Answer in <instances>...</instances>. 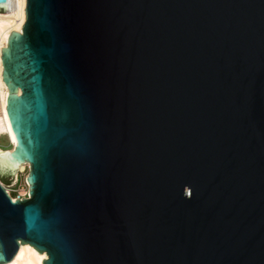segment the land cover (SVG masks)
I'll list each match as a JSON object with an SVG mask.
<instances>
[{
  "label": "water",
  "instance_id": "obj_1",
  "mask_svg": "<svg viewBox=\"0 0 264 264\" xmlns=\"http://www.w3.org/2000/svg\"><path fill=\"white\" fill-rule=\"evenodd\" d=\"M24 11L0 175L27 163L28 193L0 182V264H264V0Z\"/></svg>",
  "mask_w": 264,
  "mask_h": 264
},
{
  "label": "bare ground",
  "instance_id": "obj_2",
  "mask_svg": "<svg viewBox=\"0 0 264 264\" xmlns=\"http://www.w3.org/2000/svg\"><path fill=\"white\" fill-rule=\"evenodd\" d=\"M12 4L14 5V10L3 13L0 12V133L6 134L12 146V148L9 150L0 149V158L3 153H11L15 145V138L11 131L6 114V99L8 89L2 80L3 67L1 62V49L7 46V40L12 31L21 33L22 27L26 20V14L24 11L26 8V0H12ZM18 93H20L19 90ZM25 166L28 167V164H19L13 174L16 176L17 171H23ZM43 259H47L45 252L38 253L35 249H33V246H29V244H20L14 257L4 264H42Z\"/></svg>",
  "mask_w": 264,
  "mask_h": 264
},
{
  "label": "rangeland",
  "instance_id": "obj_3",
  "mask_svg": "<svg viewBox=\"0 0 264 264\" xmlns=\"http://www.w3.org/2000/svg\"><path fill=\"white\" fill-rule=\"evenodd\" d=\"M11 148H12V146H11L6 134L0 133V149L9 150ZM27 173H28V167L27 166L24 167L23 171L18 170L17 174H16L17 175V182L15 184L12 183V178H13V176H15V174L7 175V174L2 173L0 175V181L2 182V184L4 185L6 190L9 192V194L11 196H14L13 198H17V197L21 196V194L24 193L25 191L28 192V188H27V185L25 183V178L27 176Z\"/></svg>",
  "mask_w": 264,
  "mask_h": 264
},
{
  "label": "built area",
  "instance_id": "obj_4",
  "mask_svg": "<svg viewBox=\"0 0 264 264\" xmlns=\"http://www.w3.org/2000/svg\"><path fill=\"white\" fill-rule=\"evenodd\" d=\"M16 182H17V175L16 176H13V178H12V183L15 184ZM23 197H27V192L26 191L24 193H22L21 196H19L17 198H23Z\"/></svg>",
  "mask_w": 264,
  "mask_h": 264
},
{
  "label": "trees",
  "instance_id": "obj_5",
  "mask_svg": "<svg viewBox=\"0 0 264 264\" xmlns=\"http://www.w3.org/2000/svg\"><path fill=\"white\" fill-rule=\"evenodd\" d=\"M14 196H12V198H13Z\"/></svg>",
  "mask_w": 264,
  "mask_h": 264
}]
</instances>
